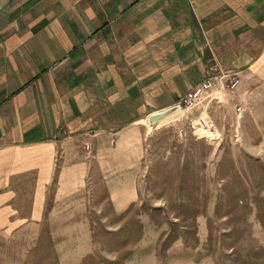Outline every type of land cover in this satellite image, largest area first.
Instances as JSON below:
<instances>
[{
    "label": "crops",
    "instance_id": "crops-1",
    "mask_svg": "<svg viewBox=\"0 0 264 264\" xmlns=\"http://www.w3.org/2000/svg\"><path fill=\"white\" fill-rule=\"evenodd\" d=\"M221 71L264 95V0H0V233L59 219L78 264L89 176L134 203L148 115Z\"/></svg>",
    "mask_w": 264,
    "mask_h": 264
},
{
    "label": "rangeland",
    "instance_id": "rangeland-1",
    "mask_svg": "<svg viewBox=\"0 0 264 264\" xmlns=\"http://www.w3.org/2000/svg\"><path fill=\"white\" fill-rule=\"evenodd\" d=\"M221 73L241 81L237 71L214 76ZM226 82L215 79L187 110L189 88L169 106H180L174 117L151 131L146 120L139 195L127 208L116 212L106 197H94L98 182L89 176L90 196L84 205L76 199L74 209L90 223L96 245L78 264H264V95L247 103L241 82ZM199 119L211 121L215 133L194 137L190 122ZM64 226L58 219L1 232L0 264H77L63 262L71 249L59 245L72 244Z\"/></svg>",
    "mask_w": 264,
    "mask_h": 264
},
{
    "label": "built area",
    "instance_id": "built-area-1",
    "mask_svg": "<svg viewBox=\"0 0 264 264\" xmlns=\"http://www.w3.org/2000/svg\"><path fill=\"white\" fill-rule=\"evenodd\" d=\"M229 78V83L226 82L229 88H234L239 82L240 79L238 75L230 73H221L219 77L217 76H207L202 82L193 86L189 89V92L184 96L182 101L186 105L187 110L191 107H194V104L202 99L203 96L207 95L210 89H212L214 81L223 84V82ZM214 125L211 121H202L201 119L190 122V132L196 138L200 137H210L214 132Z\"/></svg>",
    "mask_w": 264,
    "mask_h": 264
},
{
    "label": "water",
    "instance_id": "water-1",
    "mask_svg": "<svg viewBox=\"0 0 264 264\" xmlns=\"http://www.w3.org/2000/svg\"><path fill=\"white\" fill-rule=\"evenodd\" d=\"M180 109L179 105H174L171 107H168L164 110L152 112V114L148 115L147 121H148V131H151L153 127H155L161 119L165 118L167 115L171 114L172 112Z\"/></svg>",
    "mask_w": 264,
    "mask_h": 264
},
{
    "label": "bare ground",
    "instance_id": "bare-ground-1",
    "mask_svg": "<svg viewBox=\"0 0 264 264\" xmlns=\"http://www.w3.org/2000/svg\"><path fill=\"white\" fill-rule=\"evenodd\" d=\"M172 113H173V112H172ZM172 113H171V114H172ZM171 114H169V115H171ZM169 115H168V116H169ZM166 117H167V116H166ZM166 117H165V118H166ZM161 120H162V119H161ZM163 120H164V118H163ZM159 122H160V121H159ZM159 122H158V124H159ZM158 124H157V125H158ZM157 125H156V126H157Z\"/></svg>",
    "mask_w": 264,
    "mask_h": 264
}]
</instances>
